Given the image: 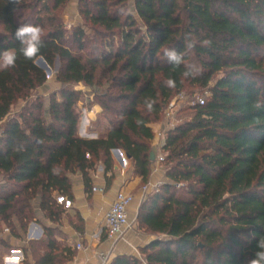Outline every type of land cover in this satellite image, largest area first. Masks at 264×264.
Segmentation results:
<instances>
[{
	"label": "trees",
	"instance_id": "1",
	"mask_svg": "<svg viewBox=\"0 0 264 264\" xmlns=\"http://www.w3.org/2000/svg\"><path fill=\"white\" fill-rule=\"evenodd\" d=\"M68 2L0 0V51L18 53L15 67L0 70V224L21 236L37 219L35 198L45 216L59 222L65 208L56 194L74 199L69 174L81 173L90 193L98 163L113 170L114 148L130 156L135 174L148 184L150 124L172 98L193 88L207 93L204 104L195 103L192 117L170 127L162 147L171 181L139 208V227L154 238L140 247L142 258L120 254L110 264H245L264 235V107L254 106L264 105V0H134L143 25L129 0H79L95 38L81 26L67 31L61 9ZM20 24L43 29L34 60L19 53L14 33ZM190 40L195 46L187 48ZM170 48L185 53L179 67L167 62ZM40 56L50 66L62 61L60 97L52 93L46 106L37 96L12 116L14 104L47 80L35 63ZM186 66L194 76L184 77ZM168 79L174 88L165 85ZM104 80L109 88L98 103L103 112L113 111L106 116L108 132L80 137L81 91L71 85L96 87ZM79 219L71 223L82 230ZM29 249L34 264H69L76 255L52 227L44 239L30 240ZM24 263L31 264L27 255Z\"/></svg>",
	"mask_w": 264,
	"mask_h": 264
},
{
	"label": "crops",
	"instance_id": "2",
	"mask_svg": "<svg viewBox=\"0 0 264 264\" xmlns=\"http://www.w3.org/2000/svg\"><path fill=\"white\" fill-rule=\"evenodd\" d=\"M93 107L92 112H95L99 105H94ZM168 122V119H166V121L156 123L157 128L154 129L155 133L159 134L152 140L153 151L156 153V160L154 161L152 173L147 184V191L143 190L141 177L134 172L133 161L125 156L126 153L122 149L121 153L117 154L112 150L114 158V168L112 171L106 172L102 164L92 173L93 188L90 193H87L85 190V184L81 173L69 174L74 199H72L73 206L67 210L71 216L80 217L83 223L82 230H78L71 222L65 220L63 224L60 225L59 234L56 236L58 240L76 249V255L69 264H110L112 260L120 254H133L142 258L139 249L152 240V238H149L148 235H143L136 227L140 205L146 198L145 192L156 190L161 184L171 181L167 176L166 164L158 161V157L163 154L162 145L165 141L166 132L171 127ZM81 132L83 133V131ZM107 132L108 127L105 134H102L100 137H105ZM78 135L87 138L81 134ZM90 135L98 138L99 133L94 131ZM112 175H114V177L109 184V178ZM120 190L134 195V199L128 209L132 228L125 233L123 239H115L108 237L105 218ZM57 195L58 194H56V196ZM33 206L36 211L37 219L40 222L31 223L27 235L25 234L23 236L22 241L17 242V238L12 235L9 227L4 223L2 225L3 232L1 233H3L9 241L12 243L16 242L17 245L21 243L18 248H12L13 250L11 253L5 255L4 259L6 264H24L26 257L24 248L28 251L27 256L29 262L34 264L29 249V241L35 238H45V228L50 227L51 222L40 208V198L34 199ZM78 244H81V248L77 247ZM10 254L12 256H10Z\"/></svg>",
	"mask_w": 264,
	"mask_h": 264
},
{
	"label": "rangeland",
	"instance_id": "3",
	"mask_svg": "<svg viewBox=\"0 0 264 264\" xmlns=\"http://www.w3.org/2000/svg\"><path fill=\"white\" fill-rule=\"evenodd\" d=\"M78 3H79V0H69V2L64 6V9H61V13L64 17L63 19H64V22L66 24V29L68 32H71L74 27L81 26L85 29V31L87 32L89 37L95 38L97 34H96L95 30L93 29V26L89 22L85 21V19L81 16L79 9H78ZM129 7L132 10V12L134 13V15L139 19L138 15L136 14V11L134 9V0H129ZM138 21H139L140 25H143V23L140 21V19ZM107 40L113 41V37H109V38H107ZM115 41L117 42L118 38H116ZM83 53L85 54L84 56H86V52H83ZM61 66H62V61L60 59H56L54 65L50 66V72L48 73V72L44 71L46 74V77H47L46 82L42 86L38 87L35 91H33L32 96L28 100H22L21 99V100L17 101L12 108L11 115L14 116V115L19 114L21 111L24 110L25 105L27 104V101H34L37 96H40L43 99L46 106H48V104H49L50 97H51L52 93L57 92V97L59 98L60 97L59 91L62 88L63 84L57 80V73L60 70ZM71 86L75 90L81 91L80 100L77 104V109H78V112L80 114L78 134H81L82 133L81 131H83V134L85 133L84 137H87L89 139L95 138L92 135H90L94 131L99 133L98 137H100L102 134H105L107 127L109 126L108 125V119H106V116L113 117V111L103 112L102 106L98 103V97H100L99 96L100 94H103V93L108 91L109 83L104 80L102 85H99L96 87L95 86H87L84 83H77V84H73ZM197 96H202V97L206 98L207 93L202 92L199 89L187 88L182 93H180L177 96H175L174 98H172L171 101L168 103V105L164 108L162 117L158 121L150 124L153 131L155 128H157L156 123L166 121L167 111L169 110L170 104L173 102H174V107L172 110L174 112L175 118L173 121L168 122L171 125V127L173 124L178 125V124L186 121L190 117H192L193 112H192L190 107H192L194 105L193 103L196 101ZM111 104L113 106L112 101H111ZM94 105H99V107L97 108V110L95 112H92ZM0 133H2V123H0ZM157 134H159V133H155V131H154V138H155V136H157ZM112 155H113V153H112ZM163 155H164V153H163ZM125 156H126V154H125ZM101 165H102V163H98L97 168H99V166H101ZM167 165L168 164H166V167H167ZM3 182H4V175L2 173H0V185ZM142 187H144L143 184H142ZM153 191H148L147 193H145V196L147 197ZM65 220L68 222H75L77 224L81 223V220L79 219L78 216L73 217V216H71V214L69 213V211L67 209H63V213H62V216H61V219L59 220V222L50 221L51 222L50 227H52L54 229V234L56 236L59 234L60 225H62ZM33 222H40V221H38V219L32 220L29 223V226ZM14 223H16L15 225H17L18 227H20V224L17 222V219H14ZM29 226H28V229L25 233H23V231H21V230H20V232H18V234L22 233L21 236H17V233L15 231H12V229L10 227H9V229H10V232L12 233V235H14L17 238L16 241L20 242L23 240V236L25 234L27 235V232L29 230ZM136 227L141 233H143V235H148L149 238H154L153 235L145 232V230L143 228L139 227V223L137 220H136ZM1 232H3L2 231V225L0 226V243H2V244L6 243V244L4 246L0 245V253L2 255V264H6L5 259H4L5 255L8 253H11V251L13 250L12 248H18L19 245H21V243H19V245H17L16 242L12 243ZM41 239H44V238H41ZM41 239L35 238L33 240H41ZM24 249L26 252V248H24ZM139 252H140V250H139ZM25 255H27V253H25Z\"/></svg>",
	"mask_w": 264,
	"mask_h": 264
},
{
	"label": "clouds",
	"instance_id": "4",
	"mask_svg": "<svg viewBox=\"0 0 264 264\" xmlns=\"http://www.w3.org/2000/svg\"><path fill=\"white\" fill-rule=\"evenodd\" d=\"M14 3L19 5L20 0H13ZM42 36L43 29L39 25L33 24H20L16 28L14 33V38L19 42L20 48L19 53L26 60H34L40 53L42 47ZM203 43L208 44L210 42L204 41ZM195 46V41H189L186 44L187 48H192ZM167 62L174 68L179 67L184 63V52H177L174 48L167 49L164 53ZM18 59L17 50L14 48L5 49L0 51V70H7L16 66V61ZM184 77H191L195 75L191 66H186V70L183 73ZM167 87L174 88L175 81L168 79L165 81ZM151 105H149L150 107ZM257 109L264 107L259 101L254 105ZM245 264H264V235L259 236L258 241L252 249L251 258L246 259Z\"/></svg>",
	"mask_w": 264,
	"mask_h": 264
},
{
	"label": "built area",
	"instance_id": "5",
	"mask_svg": "<svg viewBox=\"0 0 264 264\" xmlns=\"http://www.w3.org/2000/svg\"><path fill=\"white\" fill-rule=\"evenodd\" d=\"M204 102H205L204 97L197 96L196 101L193 104L195 103L204 104ZM173 107H174V102L170 104L169 110L167 111V119L169 122L173 121L175 118L174 112L172 110ZM0 139H1V133H0ZM158 161L161 163L164 161L163 154H161L158 157ZM94 189H97V188H94ZM147 189H148V185L146 184L143 187V190L147 191ZM133 199H134V195L132 193L125 192L122 190H120L117 193L116 198L111 204L106 214V218H105V224H106L107 234L109 238L123 239L125 233L130 228H132V223L129 220L128 209ZM56 200H57V203L61 204L65 209H69L73 206V200L64 194H58L56 196ZM77 247L81 248V244H78ZM10 256L12 255L10 254Z\"/></svg>",
	"mask_w": 264,
	"mask_h": 264
},
{
	"label": "water",
	"instance_id": "6",
	"mask_svg": "<svg viewBox=\"0 0 264 264\" xmlns=\"http://www.w3.org/2000/svg\"><path fill=\"white\" fill-rule=\"evenodd\" d=\"M35 63L40 67V68H42L44 71H46V72H50V66H49V64L46 62V60L42 57V56H40V57H38L36 60H35ZM82 134V136H85L83 133H81ZM113 152L114 153H121V149L120 148H114L113 149ZM128 158H130V156L127 154L126 155ZM151 160L154 162L155 160H156V153H155V151H152L151 152Z\"/></svg>",
	"mask_w": 264,
	"mask_h": 264
}]
</instances>
